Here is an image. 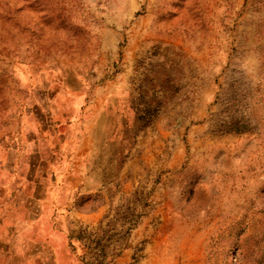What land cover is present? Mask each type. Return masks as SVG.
Segmentation results:
<instances>
[{
    "label": "rangeland",
    "instance_id": "obj_1",
    "mask_svg": "<svg viewBox=\"0 0 264 264\" xmlns=\"http://www.w3.org/2000/svg\"><path fill=\"white\" fill-rule=\"evenodd\" d=\"M38 134L89 147L73 264H264V0H0V139Z\"/></svg>",
    "mask_w": 264,
    "mask_h": 264
},
{
    "label": "crops",
    "instance_id": "obj_2",
    "mask_svg": "<svg viewBox=\"0 0 264 264\" xmlns=\"http://www.w3.org/2000/svg\"><path fill=\"white\" fill-rule=\"evenodd\" d=\"M88 148L41 134L0 139V264H73Z\"/></svg>",
    "mask_w": 264,
    "mask_h": 264
}]
</instances>
